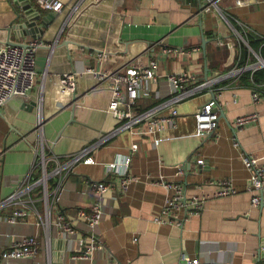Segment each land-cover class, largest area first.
I'll return each instance as SVG.
<instances>
[{
  "label": "crops",
  "instance_id": "1",
  "mask_svg": "<svg viewBox=\"0 0 264 264\" xmlns=\"http://www.w3.org/2000/svg\"><path fill=\"white\" fill-rule=\"evenodd\" d=\"M60 1L67 15L76 0ZM29 2L41 16L51 13L41 10L35 0ZM11 7L7 0H0V42L33 40L29 35L6 31L13 16ZM84 11L82 8L74 14L62 32L64 14L51 13L54 18L47 27L36 22L43 33L35 39L47 45L58 39V46L51 52L49 64V50L39 49L37 53L36 82L26 96L20 97L28 109L11 110L8 105L14 98L0 107V201L17 189L15 179L21 180L31 171L39 104L47 149L61 161L118 126L107 112L110 92L105 88L89 90L86 80L90 75L82 73L85 68L113 72L131 60L142 63L146 46L161 40L173 48H197L199 53L159 62L157 75L184 71L195 78L188 84L194 88L205 80L206 66L207 79H221L196 89L177 105L174 127L154 135L141 134L142 125L135 128L136 134L116 132L91 154L93 164L75 167L59 201L50 209L51 222L62 214L65 221L75 223L77 207L87 208L91 202V183L113 181L105 173V164L116 158L129 155V173L138 180L125 193L113 189L105 195V216L95 233L99 248L82 256L89 245L86 232L78 230L79 243L74 247L55 236L53 225L47 228L38 224L45 212L38 186L28 195L21 194L20 203L0 206V264H264V204L250 207L246 190L249 172L239 158L245 152L264 161V73H258L264 67L225 77L237 67L264 59V0H101L98 6L88 8V13ZM100 51L106 53L102 61L97 58ZM68 71H76L81 77L77 78L75 93L60 98L57 83ZM169 87L164 77L149 84L140 93L137 107L144 110L161 103ZM253 90L260 94L256 105L251 100ZM211 99L219 104L222 116L219 114L213 132L198 136L194 113ZM254 112L258 114L256 123L236 131L234 120ZM133 143L137 150L131 153ZM197 159L203 164L192 172ZM178 167L183 176H176ZM36 174L37 169L31 171L32 177ZM159 179L181 182L187 197L212 194L213 187L206 184L209 180L228 179L236 192L208 198L199 216L182 210L179 217L186 220L177 228L157 222L168 193L152 184ZM48 183L52 186L53 179ZM18 209L23 216H15ZM29 234L39 240L36 256L3 257L13 240Z\"/></svg>",
  "mask_w": 264,
  "mask_h": 264
},
{
  "label": "built area",
  "instance_id": "2",
  "mask_svg": "<svg viewBox=\"0 0 264 264\" xmlns=\"http://www.w3.org/2000/svg\"><path fill=\"white\" fill-rule=\"evenodd\" d=\"M101 0H76L69 8L68 13L63 11V3L60 0H35L36 5L44 11H49L54 15H65L60 26V32L64 30L71 17L78 13L82 8L88 10L92 6H98ZM207 7L202 8L203 10ZM9 42V43H8ZM58 46V39L52 45H47L37 39L26 43H14L10 41L0 42V107L7 101L15 97H24L33 88L36 82L35 61L39 49L49 50L46 57V64L51 61V52ZM193 53H199V49L173 48L164 45L161 40L149 43L143 51L146 57L144 62H132L117 67L113 72L98 71L92 68H85L83 74H89L90 78L86 80L89 90L105 88L110 92L109 105L107 112L110 113L117 121L118 126L109 133L99 135L95 141L84 146L79 151L68 155L63 161L53 152L48 151V147L41 131V104H39L37 122L35 127V142L32 146L33 160L30 170L37 169L39 174L31 176V171L21 180L15 179L13 182L15 189L7 198L0 201L3 204L20 203L18 197L30 191L34 187L40 189L44 200L45 212L44 217H39L42 227L53 225L55 236H61L64 240L73 244L74 247L79 243L78 230H83L88 236L89 245L82 252V256H87L96 248H99L95 239L97 226L105 216V195L110 190H116L118 193H125L128 187L138 181L137 178L129 173L130 156H124L120 159L105 164V173L113 181H97L91 183L92 199L88 207H77L75 223L65 221L62 214H58L54 222H51V207L59 201L60 193L63 187L68 183L70 174L78 164H93L95 162L91 154L102 145L108 138L117 134L116 132L128 130L136 134L135 128L143 126L141 134L154 135L158 130L166 127H174L177 116V105L191 97L197 90L208 87L217 83L219 78L206 79L194 88L189 87V83H194L195 78L190 74L179 71L162 76L157 75L159 62L169 59H187ZM98 60L106 58V53L100 51L97 53ZM260 66L264 67V59L258 58V62L244 67H237L234 71L225 75L239 74L243 70H256ZM46 72L41 74L40 89L43 88V81ZM82 74V75H83ZM81 77L76 71L64 72L60 75L57 83V93L60 98H70L76 90V81ZM164 77L169 83L167 96L163 101L151 108L141 110L137 107L136 101L141 92L149 84H155L160 78ZM218 77V76H217ZM224 77V76H223ZM251 100L256 105L260 100L258 91L251 92ZM41 101V100H40ZM220 107L215 99L200 106L194 113L196 134L202 136L213 132L219 120ZM258 118L257 112L238 116L234 120V128L241 131L247 125L256 123ZM138 133V134H140ZM238 143L234 140V146ZM137 150V145L133 143L130 146V152ZM240 161L244 168L249 172V179L246 186L250 194L249 205L255 208L264 204V161L248 153H240ZM203 164L202 159H197L192 172H196ZM190 171V172H191ZM191 172V173H192ZM184 171L177 168L176 176H183ZM52 178V186L48 180ZM152 184L162 186L168 193L164 199L161 209V215L157 219L159 223H168L171 226L182 228L185 218H180L182 210L188 211L189 216H199L203 210L205 201L210 198L231 196L236 191L233 184L228 179L209 180L207 185L213 187L212 194H202L200 196L187 197L181 182L166 181L159 179L152 181ZM51 198V199H48ZM15 216H23L24 212L18 209ZM12 221V218L7 219ZM53 223V224H51ZM72 245V246H73ZM39 240L37 235L29 234L13 240L6 251L3 252L5 258L24 259L34 257L38 253ZM78 248V247H77ZM264 248V247H263ZM183 260L192 263L189 259Z\"/></svg>",
  "mask_w": 264,
  "mask_h": 264
},
{
  "label": "water",
  "instance_id": "3",
  "mask_svg": "<svg viewBox=\"0 0 264 264\" xmlns=\"http://www.w3.org/2000/svg\"><path fill=\"white\" fill-rule=\"evenodd\" d=\"M11 4V12L13 14L10 19L6 31H10L18 36L29 35L31 38H39L43 33L42 28L38 27L37 21L41 24L42 27H47L49 22L54 18V15L49 13L45 16H41L39 11L31 6L29 0H7ZM199 10H202L201 7ZM204 42L202 44V50H204ZM9 43V42H8ZM207 67L204 66V79H207ZM74 98H72V101ZM34 104V103H33ZM8 107L12 110L18 109H28V105L20 98L16 97L12 100L11 104ZM4 110H6L4 108ZM222 116V111L220 113ZM264 253V249L262 251ZM2 255V254H1ZM0 255V259H1Z\"/></svg>",
  "mask_w": 264,
  "mask_h": 264
},
{
  "label": "trees",
  "instance_id": "4",
  "mask_svg": "<svg viewBox=\"0 0 264 264\" xmlns=\"http://www.w3.org/2000/svg\"><path fill=\"white\" fill-rule=\"evenodd\" d=\"M253 44V45H252ZM251 46L254 48L255 47V45H254V42L253 43H251ZM261 54H262V56H264V51L263 50H261ZM257 73V72H256ZM256 73H254V76L253 77H255L257 74ZM258 73H264V71L263 70H260V71H258ZM245 76V75H244ZM246 76L248 77L249 76V73L247 72V74H246Z\"/></svg>",
  "mask_w": 264,
  "mask_h": 264
},
{
  "label": "bare ground",
  "instance_id": "5",
  "mask_svg": "<svg viewBox=\"0 0 264 264\" xmlns=\"http://www.w3.org/2000/svg\"><path fill=\"white\" fill-rule=\"evenodd\" d=\"M84 13H88V10H85Z\"/></svg>",
  "mask_w": 264,
  "mask_h": 264
}]
</instances>
